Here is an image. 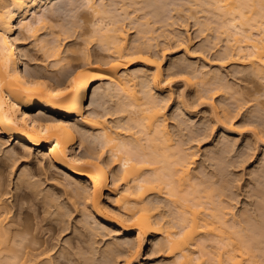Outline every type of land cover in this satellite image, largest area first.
Listing matches in <instances>:
<instances>
[{
    "label": "bare ground",
    "instance_id": "6f19581e",
    "mask_svg": "<svg viewBox=\"0 0 264 264\" xmlns=\"http://www.w3.org/2000/svg\"><path fill=\"white\" fill-rule=\"evenodd\" d=\"M60 1L64 0H0V143L17 140L15 148L0 158V166L9 160L13 172L18 161H30L33 150H37L34 157L40 164L38 170L64 171V180L58 184L68 194V206L65 201L64 205L55 201L49 189L39 191L41 183L33 180L35 167L22 169L14 185L16 190L27 192L28 189L41 200L43 210L51 213L50 218L60 224L68 219L71 209L86 216L85 219H94L91 221L97 226L90 228L94 236L99 230L107 234L103 230L111 224L125 230L134 227L136 243L126 236L123 242L114 238L115 241L106 242L102 248H94L96 241L92 240L95 241L91 242L92 249L87 246L91 240L85 237L82 240L88 242L87 249L81 238L73 243L69 239L68 244L56 249L57 243L41 240L39 233L36 235L21 222L17 212H12L18 203L3 201L7 191L0 176V264H92L99 257L103 258L99 264H118L119 256L125 258L122 264H131L141 253L147 234H152L151 242L159 250L171 252L169 264H264V186L258 183L260 186L254 191L256 205L237 214L224 200L230 197L225 173L223 180L221 172L215 179L214 172L212 176L207 173V177L205 172L204 175L192 170L196 153L181 146L179 139L174 140L167 126L163 98L157 95L163 86L160 85L161 60L150 51L155 36L148 35L145 41L139 39V33L130 44L123 29L122 21L132 18L133 23L141 24L138 30L143 28L140 32L145 38L154 32L156 24L152 27L149 19L140 20L142 17L136 15L137 19L134 7L143 4L139 10L149 8L152 18L158 19L165 9L163 1L167 0H161L163 3L160 0H65L64 4L71 7L69 11L82 13L79 16L84 19L82 27L88 34V42L94 41L107 52L96 60L86 54L81 71L77 70L73 57L68 59L61 54V39L55 38L53 42L47 37L39 39V31L49 30L47 14H56L55 6ZM129 4L134 5V11L128 9H133ZM167 4L165 7L169 8ZM175 5L195 10L194 21L200 24L201 32L215 29L217 39L225 38L224 58L249 62L254 74L264 79V0H179ZM76 30L75 25H70L64 39L75 35ZM24 31L34 38L47 59L52 58L60 73L64 67L74 73L63 80L59 75L51 77L46 65L39 64L33 70L29 51L23 52L20 47V34ZM133 58L141 59L146 65L152 63L155 69L151 73L143 66L129 70ZM120 66L124 68L122 72ZM217 75H211L212 78L200 72L198 77L205 86ZM97 82L100 83L93 89L92 104L97 102L99 91V99L114 102L113 114H117L118 120L115 125L108 123L106 113L96 110L84 113L89 90ZM226 87L219 83L216 88L227 91ZM100 101L97 104L103 106L104 102ZM76 131L80 133L79 147L90 138L100 144V149L92 148L82 154L74 152ZM42 145L45 147L40 149ZM106 149L108 165L103 163ZM112 163L118 166L116 171L109 168ZM52 171L50 175H55ZM109 173L113 178L110 187ZM105 189L110 192L108 207L102 202ZM224 192L226 196L221 197ZM166 207L168 210H162ZM96 254L98 258L94 257Z\"/></svg>",
    "mask_w": 264,
    "mask_h": 264
},
{
    "label": "rangeland",
    "instance_id": "374dc122",
    "mask_svg": "<svg viewBox=\"0 0 264 264\" xmlns=\"http://www.w3.org/2000/svg\"><path fill=\"white\" fill-rule=\"evenodd\" d=\"M64 1H60L58 4H56L55 8L58 9L56 14H47L45 20L50 31H46L45 29L39 31V39L47 37L51 42H53L55 38L61 39V54L63 56H68V59L73 57L72 59L74 63L79 67L77 70H80L82 69L80 68V65L83 63V57L86 54H88L91 59L96 60L98 57H102V55L107 54V52L102 50L98 44H94V41L91 43L88 42V34L85 33V27H82L85 23L84 19H80L82 16H79L82 13H77L76 15L72 10L69 11L71 7L68 5L67 7L66 4H64ZM162 1L161 3L165 2V4H167V2L170 0ZM170 2V4H167L169 8H166V5L162 4L165 9L161 10L163 14L161 15L162 17L158 16V19L152 18V14H149V8H144L145 10H139L141 4H138L139 7H134L136 9L138 8V10L135 9L136 13L132 12L135 14L134 16H141L142 19L140 18V20L149 19L148 21L151 25L153 23L156 24H154L155 27L152 25L154 32L146 34L145 38H143L144 33L140 32L143 31V28H141L139 31V23L137 24L134 22L136 24L135 25L132 18H130L129 21L123 20L124 22L122 21V26L124 25L123 29L127 31V39L130 44L134 42L137 36H139V33L141 38H138L145 41H147L148 35L155 36V39L151 40L154 43V46L151 47L150 51H152L151 53L156 56V58L158 57V59L161 60L162 74L160 76V85L161 87L163 86L162 92H157V95H159L160 98H163L162 104L165 105L164 112L167 117V126L171 132V135L175 138L174 140L179 139L177 142H179V144L181 143V146L183 144L185 148H189L191 151L196 153L192 170L195 169V171L202 174L205 172L207 177L216 173L213 175L216 176L215 179H217L218 176L220 177V175L223 173V175H221L222 178L220 177V179L223 180L225 178L223 176L226 174L229 179V182L226 181L228 188L226 191L228 190L227 193L229 194L227 195H230V197L226 196V192H224V195L221 197L226 196V198L224 197V200L226 199L227 201L226 205L230 204V208L232 207V210L239 214V211L243 210L244 208L249 209L251 206L253 208L256 205L257 199L255 198L256 195L254 194V191L261 184L264 186V79L258 75H255L256 73L251 70L252 68L251 65H249V62H234L224 58V48L226 45L225 38L220 37L217 39V37H215V29H209L201 32L200 24L198 25L194 21L193 15L196 14L195 10H189L186 5L176 6L175 3L177 4L179 0H171ZM53 3L54 2L50 4L53 6L55 5ZM144 5L146 4L144 3ZM162 5L161 7H163ZM170 5L172 7L174 5L175 6L172 8ZM133 6L134 5L131 6V4H129L128 7L133 8ZM141 6L142 7L140 8H143V4ZM134 8L132 10L130 8L128 9L130 11H134ZM143 14H145V17H143ZM161 18L164 20L166 19V21H163ZM155 20L160 21H157L156 23ZM70 25H75L77 29L75 35L64 39L66 28L70 27ZM148 27H150V25ZM18 32L19 30L16 32V34H18ZM20 35V47L23 52L26 50L29 51L31 55L29 62L30 65H32L33 70L37 69L40 65H46V67L48 66L47 70H49V75H51V77H57V75H59L63 80H66L69 74L71 75V73H74L73 70L71 71L68 69V67H64L62 73H60L58 71L59 67L54 64L52 58H46L47 56L45 55L44 51L38 48L36 41L32 36L28 35V33L25 31ZM98 64L102 68L105 67L100 63ZM154 66L155 65L152 63L146 65L141 59L133 58L129 61L128 68L129 70H133L138 67H142L146 70H149L148 73H151L155 69ZM119 70L122 72L124 70L123 66H120ZM65 71L66 73H64ZM200 72L204 74L208 73L210 77L216 76V74H218V78L215 77L216 79H213L214 81H208L205 86H202V83L198 77ZM103 82H106V80ZM99 83L100 82L94 84L89 90V94L84 105V113L90 114L92 110H96L100 114L106 113L105 116L108 117V123L115 125L117 124L118 120L117 114H113L115 111L114 108L116 106L114 102L108 101L105 103V101L99 99L101 97V95L99 96V93L101 94L99 91L97 96L99 98L96 99L97 102L92 104V94L94 93L93 89ZM219 83L227 86V91H224L225 88L224 90H218L216 87ZM98 101H100L99 103L104 102V105L99 106L97 104ZM113 104L115 106H113ZM214 108H216V111ZM54 114V112H49V115ZM80 130L82 129L80 128ZM76 135L77 143L74 146V152L82 154L88 152L92 148L95 150L100 149V144L90 141V138L87 139L86 143L82 145V147H79L78 143L80 141V133L76 131ZM16 141L17 140L15 139L5 143H0V158H5V152L15 148L17 144ZM44 147L45 146L42 145L40 149H43ZM105 151H107V149ZM33 152L36 156L38 151L33 150ZM34 155L28 162L18 161L13 168V172L11 171L12 167H10L11 162L9 160H6L5 163L1 162L2 165L0 166V176L4 181V190L7 192L10 190V192H5L6 194L2 196L3 201L5 202L6 199V201H9L10 203H18L15 205L16 207L13 206L14 208L12 212L18 213L17 215L19 216L21 222L26 225V227L28 226L29 229L31 228L30 230L35 231V234L39 233L38 237H40L41 240L48 239V241L52 244L57 243L58 246L56 249L59 248L60 245L68 244L67 242L69 239L73 243V241L75 242L76 240H78L77 242H80L79 239L81 238L82 242L85 240V237L89 238V241L91 240L89 242L90 246L88 242L84 241L81 243L83 244V247L85 245L86 249L87 246L91 247L92 249L94 246V248H102L101 246H105L106 242L110 243V240L113 241L114 238L115 240L118 239L119 242L120 240L123 242L126 236H128L127 238H130V241L136 243L134 227H129L125 230L118 225L111 224L108 225V229L106 231L103 230V233L107 232V234L103 235L102 231L99 230L97 232L95 231L96 233L94 236L90 229L97 226L94 222V219L86 218V220L84 218L86 216L81 214L79 215L77 211L71 209L72 212L70 216H66L68 219L60 224L61 222L59 223L58 221H54L50 218L52 216L51 213L43 210L44 208H42L43 206L41 205V200L29 192L28 189L27 192L23 191L22 189L19 191L16 190L14 185L16 183L17 176L22 171V169H29L32 167L31 169L34 170L35 167V176H33V180H37L39 184L41 183L39 186L37 182V185L40 188L39 191L45 192L49 189L50 191H48L52 195L54 193L53 197L58 203L60 202L63 204L65 201V204L66 202H69L68 194L64 191L63 185L61 187V184H58V181L60 183V181L64 180V171L51 170L55 173V175H50L51 171L44 173L41 170H38V166L40 167V164ZM108 155L109 152H105L106 157L103 160L104 162L102 161L103 163H105L108 159ZM105 165H108V163H105ZM114 165L115 164L112 163L109 165V168H112L113 171H116L118 166ZM220 172L221 174L217 175ZM34 174L32 171V175ZM46 178L50 179L46 180ZM212 179H214V177ZM108 182L110 187L113 182L112 173H109ZM231 191L234 193V195H232L233 193ZM43 192H41V195ZM109 195L110 192L105 189L104 198L102 201L105 207L109 206V202L111 200ZM161 199L164 200L162 197ZM260 199L261 198L258 200ZM223 203L225 204V201ZM66 204L68 206L69 203ZM17 206L23 207L17 208ZM54 208L55 207H53L52 210H55ZM66 210H68V208ZM162 210H168V207L163 208ZM81 219H83V221ZM89 220L94 221L90 222ZM83 222L88 223L85 224ZM76 225L78 227H76ZM90 225L92 226L90 227ZM61 228L63 231L60 230ZM75 230L77 232H75ZM81 235H83V237ZM161 236L162 235L159 234L158 237L160 238ZM152 237V234L146 235L141 248V253L136 259H133L131 264L170 263L172 259L171 252H169L167 249L159 250L156 245L151 242ZM92 240L96 241H94V246H91V244L94 243ZM86 249L84 250L86 251ZM94 257L98 258L99 254H96ZM119 257V260H117V262L119 261L118 264L124 262L125 260L123 256ZM101 259L103 260L102 257L98 258L99 261L97 259H93L94 262L91 263L99 264L102 262Z\"/></svg>",
    "mask_w": 264,
    "mask_h": 264
}]
</instances>
